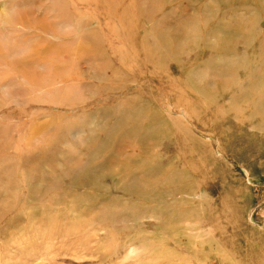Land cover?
Wrapping results in <instances>:
<instances>
[{
    "label": "rangeland",
    "instance_id": "1",
    "mask_svg": "<svg viewBox=\"0 0 264 264\" xmlns=\"http://www.w3.org/2000/svg\"><path fill=\"white\" fill-rule=\"evenodd\" d=\"M27 6L77 85L0 84V264H264V0Z\"/></svg>",
    "mask_w": 264,
    "mask_h": 264
},
{
    "label": "bare ground",
    "instance_id": "2",
    "mask_svg": "<svg viewBox=\"0 0 264 264\" xmlns=\"http://www.w3.org/2000/svg\"><path fill=\"white\" fill-rule=\"evenodd\" d=\"M28 2H30V1H28ZM23 3H25V2H23ZM31 3V2H30ZM30 3H29V5H30ZM17 4H19V3H17ZM28 4V3H27ZM26 6V5H25ZM15 7H16V5H15ZM21 6H18V8H20ZM22 7H24L23 5H22ZM28 8H22V9H15L14 8V10H13V14H12V17H11V20L8 22L9 24H8V32H10V34L8 35V37L10 36L11 38L13 37L14 39H11V43H9V45L7 46V44L4 42L5 41V36L4 35H2V36H4L3 38L0 36V67L2 66V65H7L8 66V69L10 68V70L11 71H6V72H9V73H6L5 71H3L4 73H3V76L1 77L0 76V84L1 83H3V82H6V81H13V82H15L17 79H18V76L19 75H23L24 77H25V79H26V82H27V84L30 86V87H35V85L34 84H42V85H44V84H46L45 83V80L47 79V78H54V81H63L64 83L63 84H65V82H71V83H68L67 84V87L69 86L70 87V89H72L71 87H73V85H77V76H76V71H77V64H78V62H77V55H75V57H73V58H71V57H69V54H66V55H61L60 54V52L58 51V47H61V46H58V45H55L54 43L52 44V42H54V40L53 41H51V43L50 42H47V41H44L43 39V35H41V36H34V33H33V36H31V38H26V37H23L24 36V32L22 31V30H14V26H13V23H19V24H21V25H23L22 27H26V28H28V29H32L33 31L36 29V28H39L41 31H42V29L41 28H43V30H46L47 28H49V30H50V27H49V24L48 23H46L45 21L46 20H48V19H43V18H39L40 16H38L34 11L35 10H33V8L32 7H29V6H27ZM46 9V8H45ZM71 9V8H70ZM46 11V10H45ZM4 14V13H3ZM46 14V13H45ZM38 17H37V16ZM41 15V17H42V14H40ZM45 16V15H44ZM43 16V17H44ZM47 16V15H46ZM59 17V16H58ZM33 18H35L34 20H37V21H33ZM45 18V17H44ZM47 18V17H46ZM49 18V17H48ZM32 19V20H31ZM3 21V20H2ZM54 23V22H53ZM52 23V24H53ZM56 24V23H55ZM61 24V23H60ZM1 26V25H0ZM13 26V27H12ZM57 26H58V24H57ZM19 27V26H18ZM16 28V27H15ZM25 28V29H26ZM2 29V28H1ZM27 29V30H28ZM33 31H31V32H33ZM40 31V32H41ZM7 32V31H6ZM29 32V31H28ZM28 32H25V33H28ZM34 32H36V31H34ZM92 33V32H91ZM4 34V33H3ZM39 34V33H38ZM45 34H46V32H45ZM30 35H32V34H30ZM37 35V34H36ZM48 35V34H47ZM72 36V35H71ZM39 37V39H37ZM60 37H62V36H60ZM73 37V36H72ZM77 37V36H76ZM43 38V39H42ZM45 38H47V37H45ZM51 39V38H50ZM71 40V39H70ZM13 41V42H12ZM72 41V40H71ZM65 42V41H64ZM76 42H77V40H76ZM22 44H28L27 46H29V45H32V50L34 51L33 52V54H29V52H28V54L30 55V56H26V57H12L11 59H9L10 57H11V51H14V49H16V47L18 46V48L20 47V45L22 46ZM58 44V43H57ZM69 44V43H68ZM82 44V43H81ZM84 44H86V43H84ZM74 45V44H73ZM92 45V44H91ZM91 45H89V46H91ZM25 46V45H24ZM81 46V45H80ZM79 46V47H80ZM31 48V47H30ZM29 48V49H30ZM73 48H75V46L73 47ZM73 48H71V50L73 49ZM96 48H97V46H96ZM102 48V47H101ZM48 49H51V51H49V52H47L46 50H48ZM91 49V48H90ZM89 49V50H90ZM88 50V51H89ZM103 50V49H102ZM31 51V50H30ZM46 51V52H45ZM64 51V50H63ZM62 51V52H63ZM74 51V50H73ZM98 51V50H97ZM96 51V52H97ZM11 52V53H10ZM61 52V53H62ZM64 52H66V51H64ZM87 52V51H86ZM100 52V51H99ZM96 53V54H100V53ZM83 53V52H82ZM85 53V52H84ZM91 54V53H90ZM95 54V53H94ZM91 55H93V53L91 54ZM37 56V57H36ZM79 56V55H78ZM101 57H102V55H101ZM80 60V59H79ZM97 60V59H96ZM80 62V61H79ZM105 65V64H104ZM40 67H42V69H40ZM26 69V70H25ZM73 70H74V74L72 73L73 72ZM79 71V70H78ZM15 72V73H14ZM21 73V74H20ZM22 73H24V74H22ZM22 76V77H23ZM48 80H50V79H48ZM18 81V80H17ZM16 81V82H17ZM12 82V83H13ZM9 83V82H8ZM11 83V84H12ZM20 83V82H19ZM18 83V84H19ZM17 84V85H18ZM21 84H22V82H21ZM26 84V87L28 86ZM62 84V85H63ZM79 84V83H78ZM51 85V84H50ZM54 85V84H53ZM53 85H51V86H53ZM61 85V86H62ZM9 86V85H8ZM27 87L28 89H30V87ZM49 86V85H48ZM26 87H24V89L26 88ZM40 87V86H39ZM42 87H45V86H42ZM63 87V86H62ZM6 88V87H5ZM59 88V87H58ZM76 88V87H75ZM119 89H120V87H118ZM125 88V87H124ZM59 89H61V88H59ZM63 89V88H62ZM65 89V88H64ZM76 89H79V87L78 88H76ZM32 90H33V88H32ZM35 90V89H34ZM37 90H38V88H37ZM69 90V89H68ZM122 90V89H121ZM30 91V90H29ZM40 91V90H39ZM56 91V90H55ZM58 91H62V90H58ZM75 91V90H74ZM79 91V90H78ZM35 92V91H34ZM41 92V91H40ZM63 92V91H62ZM61 92V93H62ZM65 92H67V90L65 91ZM48 93V92H47ZM51 93V92H50ZM61 93H60V95H61ZM74 93V92H73ZM124 93V92H123ZM56 94H59V92H57ZM55 93L53 94L54 96L56 95ZM68 94V93H67ZM70 94H72V93H70ZM116 94V93H115ZM121 94V93H120ZM50 95V94H49ZM112 95V94H111ZM42 96H44V95H41V97ZM67 95H64L63 94V97H65L66 99H69V98H67L66 97ZM114 96V95H113ZM45 97H48V95L47 96H45ZM58 97V96H57ZM61 97V96H60ZM71 97H73V96H71ZM102 97V96H101ZM112 97V96H111ZM83 98V97H82ZM113 98V97H112ZM39 99V98H38ZM43 99H44V97H43ZM42 99V100H43ZM52 99H53V96H52ZM52 99H50V100H52ZM60 99V98H59ZM58 98H57V100H54L53 99V101H58L59 100ZM71 99V98H70ZM69 99V100H70ZM73 99V98H72ZM115 99V98H114ZM119 99V98H118ZM30 100V99H29ZM35 100V99H34ZM37 100V99H36ZM61 101H62V99H60ZM116 100V99H115ZM38 101V100H37ZM43 101H45V100H43ZM48 101V100H47ZM46 101V102H47ZM26 102H28V100L26 101ZM60 102V101H59ZM1 103V102H0ZM55 103V102H54ZM111 103H112V101H111ZM73 104V103H72ZM108 104V103H107ZM81 104H79V106H80ZM74 106V105H73ZM53 107V106H52ZM51 107V108H52ZM68 107V106H67ZM94 107V106H93ZM105 107V106H104ZM123 107V106H122ZM133 107V106H132ZM24 109V108H23ZM82 109V108H81ZM20 110V109H19ZM18 110V111H19ZM22 110V109H21ZM110 110V109H109ZM127 110V109H126ZM131 110V109H130ZM133 111V110H132ZM35 112V111H34ZM77 112V111H76ZM111 112V111H110ZM137 112V111H136ZM5 113V112H4ZM21 113V115H22V113L23 112H20ZM133 113V112H132ZM135 113V112H134ZM110 114H112V113H110ZM36 116H38V114L36 115ZM61 116V115H60ZM52 117V116H51ZM54 117V116H53ZM58 117V116H57ZM115 117V116H114ZM33 118V117H32ZM65 118H67L66 116H65ZM40 119V118H39ZM55 119V118H54ZM49 120V119H48ZM69 120V119H68ZM61 121V123H62V120H60ZM59 121V122H60ZM27 122H29V121H27ZM58 122V121H57ZM56 122V123H57ZM151 122V121H150ZM54 123V122H53ZM29 124V123H28ZM64 124V123H63ZM52 125V124H51ZM67 125V124H66ZM28 126H30V125H28ZM61 126H62V124H61ZM65 126V125H64ZM120 126V125H119ZM50 127V126H49ZM48 127V128H49ZM25 128H26V125H25ZM47 128V129H48ZM26 130V129H25ZM56 130H58L59 131V129H56ZM127 130V129H126ZM133 130V128L130 130V131H132ZM192 131V130H191ZM7 132V131H6ZM28 132V131H27ZM57 132V131H56ZM135 132V131H134ZM120 133H122V132H120ZM120 133H119V135H120ZM124 133H126V132H124ZM56 135V134H55ZM132 135H134V134H132ZM141 135V134H140ZM108 136V135H107ZM113 136V134L111 135V136H109L110 138ZM121 136V135H120ZM138 136V135H137ZM54 137H56V136H54ZM118 137V136H117ZM125 137V136H124ZM105 138H106V135H105ZM109 138V139H110ZM134 138H135V136H134ZM137 138V137H136ZM185 138V137H184ZM30 139V138H29ZM128 139V138H127ZM130 139V138H129ZM118 140H119V138H118ZM172 140H173V138H172ZM36 141V140H35ZM102 141H105V140H102ZM101 141V142H102ZM129 141H131V140H129ZM137 141H139V140H137ZM55 141H53V143H54ZM116 142V141H115ZM128 142V141H127ZM136 142V141H135ZM61 143V142H60ZM103 143V142H102ZM159 142L157 141V144H158ZM126 144V143H125ZM125 144L123 145V146H125ZM142 144V143H141ZM76 145V144H75ZM101 146H102V144H100ZM100 145H98V147H100ZM130 145V144H129ZM143 145V144H142ZM132 146V145H131ZM56 147V146H55ZM144 148V147H143ZM112 149V148H111ZM124 149H125V147H124ZM145 149H146V147H145ZM115 150V149H114ZM120 150H122V148L120 149ZM131 150V149H130ZM148 150V149H147ZM151 151V150H150ZM153 151V150H152ZM38 152V151H37ZM66 152V151H65ZM148 153V152H147ZM147 153H141V154H147ZM176 153V152H175ZM149 154V153H148ZM97 155H99V154H97ZM97 155H94V156H97ZM148 156V155H147ZM93 157V156H92ZM91 158V157H90ZM104 159H105V157H104ZM63 160V159H62ZM157 160V159H156ZM105 161V160H104ZM145 161V160H144ZM48 162V161H47ZM155 163V162H154ZM158 163V162H157ZM95 164V163H94ZM200 167V166H199ZM34 169V168H33ZM88 170V169H87ZM87 170H86V172L85 173H87ZM83 171H85L84 169H83ZM132 171V170H131ZM84 173V172H83ZM142 173H144V172H142ZM177 173V172H176ZM140 176V175H139ZM187 176V175H186ZM143 177V176H142ZM146 180V179H145ZM12 181V180H11ZM149 181V180H148ZM13 182V181H12ZM146 182H147V180H146ZM9 184H11V183H9ZM185 184V183H184ZM189 185V184H188ZM191 185V184H190ZM182 196V195H181ZM100 211V210H99ZM98 212V211H97ZM111 213V212H110ZM112 213H114V212H112ZM100 215V214H99Z\"/></svg>",
    "mask_w": 264,
    "mask_h": 264
}]
</instances>
